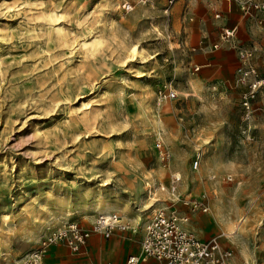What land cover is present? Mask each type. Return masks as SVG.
Instances as JSON below:
<instances>
[{"label": "rangeland", "instance_id": "obj_1", "mask_svg": "<svg viewBox=\"0 0 264 264\" xmlns=\"http://www.w3.org/2000/svg\"><path fill=\"white\" fill-rule=\"evenodd\" d=\"M245 64L264 82V31L233 0H0V264L106 207L117 247L57 244L53 264H118L160 210L264 264V85L244 107Z\"/></svg>", "mask_w": 264, "mask_h": 264}, {"label": "built area", "instance_id": "obj_2", "mask_svg": "<svg viewBox=\"0 0 264 264\" xmlns=\"http://www.w3.org/2000/svg\"><path fill=\"white\" fill-rule=\"evenodd\" d=\"M238 2L243 14L255 19L262 31H264V0H233ZM172 3V1L170 2ZM220 14L215 12V18ZM235 30L224 32L223 39L233 37ZM251 53H242L245 63L249 61ZM244 70L251 77L249 82V92L244 95V107H249V103L255 97L257 91L264 85L258 79L255 69L248 64L244 65ZM159 99H173L175 96L169 90L167 94L158 91ZM158 156L162 162L169 158L168 152L159 143L156 146ZM194 169L198 167V159L193 163ZM175 181H179L178 178ZM192 211L207 213V204L188 200L184 202ZM187 217L178 218L172 213L157 211L144 226L143 236L140 241V254L129 255L123 264H141L148 259L154 260L157 264H238L234 253L229 249H223L216 237L201 240L189 232L179 227L180 222L186 223ZM128 230L126 223L116 214L108 216H98L90 227H84L77 221L70 222L65 229L45 238L40 247L34 250L26 258L23 264H45L44 257L49 247L63 244L72 253H78L83 248L89 238L100 235L104 239H109L114 232H125Z\"/></svg>", "mask_w": 264, "mask_h": 264}, {"label": "crops", "instance_id": "obj_3", "mask_svg": "<svg viewBox=\"0 0 264 264\" xmlns=\"http://www.w3.org/2000/svg\"><path fill=\"white\" fill-rule=\"evenodd\" d=\"M228 2V6L230 7V2L229 1H227ZM212 10V12H217V13H219L220 14V11L218 10V8H217V6H216V2L215 3H212L211 5H209V10ZM253 19V18H252ZM255 20V19H254ZM229 30H232V29H229ZM186 228L189 230V231H192V232H194L196 235H197V237L199 238V239H201V237H199V235L197 234V230H195V229H193L192 227H191V225H190V222H188V224H187V226H186ZM119 234L120 233H118V232H114V234L109 238V239H105V240H107L106 241V243H105V246L111 241V239L113 238V236L115 235V237H116V241H115V244H116V247H117V240H118V238H119ZM200 234H203V233H200ZM142 236H143V234H142ZM92 237H95L96 239H99V238H103L102 236H100V235H97V234H95V235H93V236H91V238ZM141 239H142V237H141ZM92 240V239H91ZM90 239L87 241V242H89L88 243V246H87V248L89 247L90 249L93 247V244H90V241H91ZM103 240H104V238H103ZM201 240H206V239H201ZM141 241V240H140ZM58 246H60V245H55V246H51V249L49 250L48 249V252L46 253V255H45V257H44V263L45 264H48L47 263V258L49 257V255L48 254H51L52 253V249H53V261H52V264L54 263V261H55V259L56 258H60L62 255H64V254H66V250H68L67 248H65V247H62V246H60L61 248H62V250H61V252L58 254V252H57V248H58ZM86 247V245L83 247V248H85ZM66 250H65V249ZM83 248H81L80 249V251L79 252H81V250L83 249ZM106 250V249H105ZM138 250L139 249H137V251L135 252V253H131V254H126V255H124L122 258H120V260H119V263L118 264H123L124 262H125V260H126V258L129 256V255H135V254H137V252H138ZM70 251V250H69ZM107 251V250H106ZM114 251V249L112 250V251H108V252H110V253H112ZM78 252V253H79ZM64 253V254H63ZM72 253V252H71ZM73 254H76V253H73ZM141 264H157V262L156 261H154V260H151V259H148L147 261H145V262H143V263H141Z\"/></svg>", "mask_w": 264, "mask_h": 264}, {"label": "bare ground", "instance_id": "obj_4", "mask_svg": "<svg viewBox=\"0 0 264 264\" xmlns=\"http://www.w3.org/2000/svg\"><path fill=\"white\" fill-rule=\"evenodd\" d=\"M94 39V38H93ZM128 50L126 51V52H128L129 53V55L131 54L132 56L130 57L131 58V60H132V58H134V56L136 55V53H137V49H136V47H129V48H127ZM149 185V184H148ZM100 212H102L103 214H105L106 216H108V214L110 213V212H112V208L111 207H106V208H104V209H102ZM101 214V213H100ZM121 217V216H120ZM122 221V220H121ZM188 222L189 221H187L186 223H184V222H180L179 223V227L181 228V229H183L184 231H186V232H192V231H189L187 228H186V226H187V224H188ZM143 224V223H142ZM238 229V226H235L229 233H228V235L230 236V237H234V235L236 234V230ZM194 233V232H193ZM196 235V234H195ZM233 235V236H232ZM196 237H197V235H196ZM198 238V237H197ZM137 254H140V252L139 253H137Z\"/></svg>", "mask_w": 264, "mask_h": 264}]
</instances>
